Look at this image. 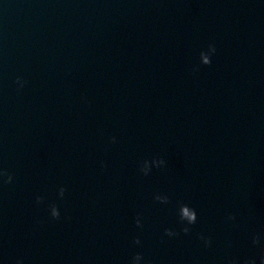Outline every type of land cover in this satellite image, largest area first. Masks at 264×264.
I'll return each instance as SVG.
<instances>
[{
    "label": "water",
    "instance_id": "obj_1",
    "mask_svg": "<svg viewBox=\"0 0 264 264\" xmlns=\"http://www.w3.org/2000/svg\"><path fill=\"white\" fill-rule=\"evenodd\" d=\"M0 169V264H260L264 0H0Z\"/></svg>",
    "mask_w": 264,
    "mask_h": 264
},
{
    "label": "clouds",
    "instance_id": "obj_2",
    "mask_svg": "<svg viewBox=\"0 0 264 264\" xmlns=\"http://www.w3.org/2000/svg\"><path fill=\"white\" fill-rule=\"evenodd\" d=\"M216 52V47L214 44H210L209 45V50L207 52H201L200 57H201V61L204 65H210L212 63V59L211 56L213 54H215ZM16 83L19 85V89H22L26 83V81L23 80L22 77H17ZM113 142H115V137L112 138ZM161 163H163V160H161ZM142 171L144 172L145 175H147L148 173L142 168ZM3 180V183L6 184H11L13 181V175L9 174V172L7 171V169H0V178H5ZM67 191L66 188L61 187L59 190V194L60 197L63 198L65 192ZM37 203H42L43 202V197H37ZM156 200L162 202V203H168L169 202V198L167 196H164L163 198L157 196ZM51 216L54 219H59L60 218V210L59 207L55 204L51 205ZM179 216H180V221L182 224H184L185 226L182 228V231L184 234H188L191 229H190V225H193L197 222L198 219V215L195 209L191 208L188 205L185 204H181L180 208H179ZM230 220H235V216H230L229 217ZM137 225L142 227V224L140 222L139 219H137ZM165 235L168 237H175L179 235V232L173 231L172 229H166L165 230ZM201 240L204 241L205 247H210L212 244V240L211 237H204L203 235H201ZM135 243L139 244L140 240L137 238ZM253 243L254 244H259L260 243V238L259 236H255L253 238ZM143 259V256L141 254H136V256L134 257V261L133 264H140V261ZM17 264H22V261H17ZM228 264H240V261L238 259H229L228 260ZM244 264H257L256 260L254 258H249L246 259L244 261ZM260 264H264V256H262L260 258Z\"/></svg>",
    "mask_w": 264,
    "mask_h": 264
}]
</instances>
